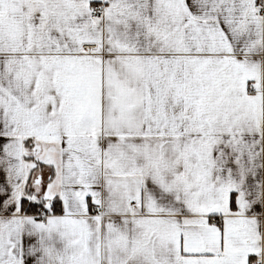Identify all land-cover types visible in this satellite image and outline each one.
Returning a JSON list of instances; mask_svg holds the SVG:
<instances>
[{"label":"snow or ice","instance_id":"obj_1","mask_svg":"<svg viewBox=\"0 0 264 264\" xmlns=\"http://www.w3.org/2000/svg\"><path fill=\"white\" fill-rule=\"evenodd\" d=\"M0 264H264V0H0Z\"/></svg>","mask_w":264,"mask_h":264}]
</instances>
